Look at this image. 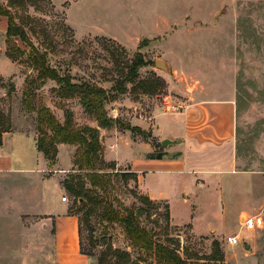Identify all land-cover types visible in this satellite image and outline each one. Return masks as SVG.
Masks as SVG:
<instances>
[{"label":"rangeland","instance_id":"1","mask_svg":"<svg viewBox=\"0 0 264 264\" xmlns=\"http://www.w3.org/2000/svg\"><path fill=\"white\" fill-rule=\"evenodd\" d=\"M38 5L39 9L20 7L17 12L34 19L27 27L30 39L47 52L51 66L61 75L73 78L75 83L112 89L124 79L127 65L139 53L146 66L139 71L138 81L160 78L164 82L156 94H146L132 84H126V93H114L116 98L106 109L126 126L140 128L134 121L152 117L156 106L170 114L179 113L183 109L179 104L195 93L235 100L234 150L238 162L231 173H223L222 185L212 194L217 202H206L207 208L202 206L200 210L199 226H214L195 235L190 224L167 225L164 203L142 222L159 235L157 240L165 241L163 236H170L179 241L183 257L186 252L205 260L217 243L224 260L215 264H264V0H49ZM7 27V18L0 17V110L10 116L13 129L33 131L37 137L36 115L23 106L27 78L35 77L36 72L26 59L7 61ZM17 42L22 49H29ZM158 60L165 61L170 72L157 69ZM58 88L49 81L37 91L34 104L45 102L60 121L64 109H68L79 126L96 122L78 98L61 99ZM132 134L145 140L138 132ZM117 150L109 151V156L130 160L127 147ZM74 156L70 147L60 149L57 167L73 162L61 183L74 168ZM46 178L0 176V264H53L52 231L45 227L46 221L35 212L33 203L45 189L41 183ZM147 179L143 188H152L154 178ZM136 191L139 189L133 181H118L108 196L129 207L136 201ZM64 196L71 212L82 219L84 246L91 254V264L108 258L110 247L138 257L120 227L111 226L105 232L92 218L94 232L90 231L83 201L67 191ZM180 214L186 217L181 209ZM248 217H256L255 229L242 231L243 220ZM237 234L245 244L229 247L225 238Z\"/></svg>","mask_w":264,"mask_h":264},{"label":"crops","instance_id":"2","mask_svg":"<svg viewBox=\"0 0 264 264\" xmlns=\"http://www.w3.org/2000/svg\"><path fill=\"white\" fill-rule=\"evenodd\" d=\"M6 59L9 60L7 55ZM199 97L195 93L189 101L180 103L183 109L179 113L170 114L156 106L152 117L135 120L134 125L150 133L145 140L117 128H100L106 163L114 164L116 171L127 169L135 174L140 194L167 204L170 226L190 224L195 235L214 226L212 223L199 226L200 210L202 206L207 208L206 202L209 205L217 202L212 194L222 185L223 173H231L238 162L234 150L235 100L231 97L216 99L214 93ZM90 126L98 127L97 122ZM36 138L33 131L12 129L4 133L0 146V176H48L41 183L45 189L33 203L37 206L35 212L46 221L45 227L52 231L53 264H91L81 253L80 220L71 212L69 202L62 201L66 190L61 178L69 172L73 162L64 168L57 167V158L55 165H50L38 151ZM166 139L174 142L167 148L162 146ZM121 146L129 149L131 158L127 162L109 156V151L116 153ZM64 147H70L74 154L73 146L60 145L58 157ZM160 154L162 159H158ZM148 176L154 178V184L152 188H143ZM180 209L186 212L185 218Z\"/></svg>","mask_w":264,"mask_h":264},{"label":"trees","instance_id":"3","mask_svg":"<svg viewBox=\"0 0 264 264\" xmlns=\"http://www.w3.org/2000/svg\"><path fill=\"white\" fill-rule=\"evenodd\" d=\"M49 3V0H7L6 4L0 3V16L8 20L6 32L7 56L13 62L26 59L31 69L36 72L33 78H27L26 88L23 92V106L26 111L36 115L38 151L55 165L58 158L59 146L69 145L75 148L74 168L63 181L64 189L78 201H83L84 214L89 219L87 223L90 231L94 232L93 220L95 218L105 232L108 227L118 226L122 229L129 246L139 255L134 258L130 252L110 247L108 258L99 259V264H215L224 260L217 243H213L212 254L207 259H200L184 252H180V242L170 236L165 241L157 240L159 235L152 229L144 226V217H152L153 211L160 210L163 203L153 201L148 196L134 192L135 202L127 207L118 198L110 199L109 190L115 183L133 181L137 184V176L128 171H116L114 164L104 160V147L100 139V128H117L130 131L144 138L147 135L140 128L126 126L119 119L108 114L106 106L116 98L114 93H126V84L134 85L146 94H156L164 85L160 78L138 81L139 71L146 66L142 56L138 53L134 60L127 65L124 79L117 82L116 87L104 89L96 85L82 82L75 83L73 78L63 76L57 68L51 66L47 52L41 51L30 39L27 31L32 26L34 19L31 16L22 17L17 12L20 7L38 8V4ZM35 33V28H31ZM17 40L26 44L28 50L22 49ZM49 81L58 85V95L63 100L78 98L84 111L94 117L98 127L76 124L73 112L64 109V119L60 121L52 109L45 103L34 104L37 91ZM11 93L15 92L14 84ZM13 129L10 116L0 110V146L3 144V135ZM158 155V159H162ZM89 206V208H88ZM80 220V248L81 253L91 259L84 246L82 219L80 214L72 212ZM166 222L170 225V213L166 204ZM176 242V244L174 243ZM95 245V240L92 241ZM176 245V246H175ZM150 260V262H148ZM152 261V262H151ZM202 261V262H201Z\"/></svg>","mask_w":264,"mask_h":264},{"label":"built area","instance_id":"4","mask_svg":"<svg viewBox=\"0 0 264 264\" xmlns=\"http://www.w3.org/2000/svg\"><path fill=\"white\" fill-rule=\"evenodd\" d=\"M176 111H179V108H174ZM62 201L67 202V197H63ZM256 226V217H248L243 220L242 223V231H253ZM225 243L229 247H236L240 244H245V241L240 237L239 234L237 235H229L225 238Z\"/></svg>","mask_w":264,"mask_h":264},{"label":"water","instance_id":"5","mask_svg":"<svg viewBox=\"0 0 264 264\" xmlns=\"http://www.w3.org/2000/svg\"><path fill=\"white\" fill-rule=\"evenodd\" d=\"M155 66H156L157 69H160V70H163V71H166V72H170L168 64L165 61H163V60L156 61L155 62ZM173 143H174L173 141H171L169 139H166V140H164L162 142V146L167 148ZM249 248H250V246L248 244H246V249H249Z\"/></svg>","mask_w":264,"mask_h":264}]
</instances>
